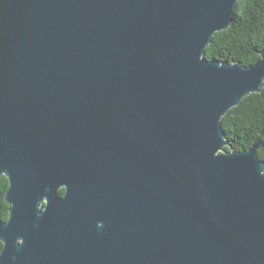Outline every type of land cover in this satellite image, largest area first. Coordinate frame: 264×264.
Returning a JSON list of instances; mask_svg holds the SVG:
<instances>
[{
  "label": "water",
  "instance_id": "obj_1",
  "mask_svg": "<svg viewBox=\"0 0 264 264\" xmlns=\"http://www.w3.org/2000/svg\"><path fill=\"white\" fill-rule=\"evenodd\" d=\"M237 1L0 0V264H264L261 142L221 128L264 49L203 57Z\"/></svg>",
  "mask_w": 264,
  "mask_h": 264
},
{
  "label": "trees",
  "instance_id": "obj_2",
  "mask_svg": "<svg viewBox=\"0 0 264 264\" xmlns=\"http://www.w3.org/2000/svg\"><path fill=\"white\" fill-rule=\"evenodd\" d=\"M264 49V0H238L232 22L216 32L205 47L203 57L219 62L253 64ZM221 128L233 149H248L259 138L257 156L264 162V85L259 93H251L221 117ZM228 150V148H226ZM7 178L0 176V219H7L9 205L5 201ZM63 188L59 189V195ZM2 243L0 242V251Z\"/></svg>",
  "mask_w": 264,
  "mask_h": 264
},
{
  "label": "flooded vegetation",
  "instance_id": "obj_3",
  "mask_svg": "<svg viewBox=\"0 0 264 264\" xmlns=\"http://www.w3.org/2000/svg\"><path fill=\"white\" fill-rule=\"evenodd\" d=\"M63 191H64V189H63Z\"/></svg>",
  "mask_w": 264,
  "mask_h": 264
}]
</instances>
